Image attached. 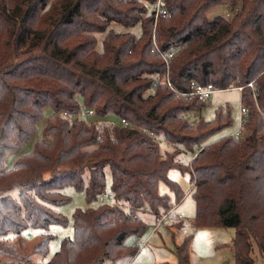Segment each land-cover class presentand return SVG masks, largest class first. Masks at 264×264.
<instances>
[{
  "label": "trees",
  "instance_id": "16d2710c",
  "mask_svg": "<svg viewBox=\"0 0 264 264\" xmlns=\"http://www.w3.org/2000/svg\"><path fill=\"white\" fill-rule=\"evenodd\" d=\"M141 1L0 0V261L30 264L48 254L50 228L69 224L52 208L70 201L68 186L84 192L89 206L73 213V238L47 264L132 260L139 248L126 239L148 228L140 213L171 210L159 184L176 204L185 196L172 169L191 176L195 229L234 228V264H254L253 244L264 258V0H164L171 17L158 20L145 4L156 0ZM222 3L234 16L210 21L207 13ZM112 23L141 24L142 33H118ZM171 53L167 65L162 54ZM167 67L172 88L163 82ZM194 84L244 86L240 138L203 146L232 126V110L189 123L185 114L205 106L182 96ZM82 107L128 126L100 134L94 124L62 117ZM29 142L32 149L6 169L8 154ZM184 153L193 154L190 166L178 160ZM105 192L113 200L99 204ZM32 231L38 240L27 251ZM191 245L188 236L176 247L177 264H191Z\"/></svg>",
  "mask_w": 264,
  "mask_h": 264
},
{
  "label": "rangeland",
  "instance_id": "374dc122",
  "mask_svg": "<svg viewBox=\"0 0 264 264\" xmlns=\"http://www.w3.org/2000/svg\"><path fill=\"white\" fill-rule=\"evenodd\" d=\"M141 1V0H140ZM144 3V1H141ZM150 8L148 3H145ZM234 12L226 3L214 6L208 13L207 18L213 21L217 18L231 19ZM110 29L118 33L131 32L139 37L142 33L141 24L133 27H125L120 24L112 23ZM99 44L98 48H102V40L104 34H97ZM229 106L232 110L233 124L213 136H211L203 146H208L221 141L223 138L235 135L241 126L242 121V102L241 92L236 89L216 91L212 97L205 102V106L201 111H192L185 114L186 119L192 125H196L201 119L211 121L215 117V111L219 107ZM52 114L50 108L44 110V119L46 120ZM41 135V124L38 126L37 136ZM32 143H27L21 152H11L6 158L5 167L11 169L14 165L15 159L20 153H28L32 149ZM165 150L166 147H163ZM171 151V150H170ZM196 152L197 149H196ZM192 153H184L179 157V162L190 166L192 161ZM169 178L177 182L182 191L184 198L176 204L175 195L165 183L159 184V193L163 196H169L174 212L167 217L161 219L162 215L169 211H162L159 216H156L150 211L140 213V217L148 224L146 232L141 237L129 236L126 239V244L131 246H138L139 251L132 260H126L122 264H159L169 263L177 264L178 258L176 255V247L180 245L183 240L192 236V245L190 252L191 264H234L235 250L233 248V239L236 230L234 228L214 227V228H198L195 229L191 222L196 215V203L192 197L193 185L191 183V176L189 173H183L178 169H172L169 172ZM111 186V177L107 174V190ZM65 194L70 198V201L63 205L53 206L52 208L65 216L69 224L67 227L52 226L50 232L53 234V239L49 244V251L45 257L35 255L30 264H47L55 253L60 250L61 242L64 238H73V213L77 209H84L89 206L85 193L76 190L72 186L64 189ZM97 204V202L95 203ZM182 222L183 225L175 228L174 224ZM27 235V233H26ZM38 240V235L27 236L26 248L27 251L32 249L33 244ZM252 258L254 264H264V258L259 253L258 248L253 244ZM0 264H11L4 259Z\"/></svg>",
  "mask_w": 264,
  "mask_h": 264
},
{
  "label": "built area",
  "instance_id": "2783aa9c",
  "mask_svg": "<svg viewBox=\"0 0 264 264\" xmlns=\"http://www.w3.org/2000/svg\"><path fill=\"white\" fill-rule=\"evenodd\" d=\"M151 13L155 15V18L158 20V18L160 17H164V18H170L171 15L169 13V11L167 10V8L165 7V2L164 0H156L155 3L151 6ZM157 48V46H156ZM162 58L164 60V62L168 65L169 64V60L173 58V54H162ZM163 82L167 83L171 88V84L169 81V73H168V67H167V74L165 75V77L163 78ZM159 84L158 81H156L154 83V88ZM249 87H253V84H249ZM236 89L240 92H242L244 90V86H239L236 84H231L228 89ZM219 91L217 90L213 85H207V86H203V85H196L194 84V89L192 92L189 93H183L182 96L185 97H191V96H198L199 99L202 102H206L207 100H209L212 95L216 92ZM248 114V109L245 106H242V121H241V126L239 131L233 135L232 137L235 139L240 138L243 133H244V118L247 116ZM62 117L70 120L71 122H74L76 120H82L83 122L87 123V124H94L97 126V129L99 131L100 134H102L106 129H112L113 127L117 126V125H122V126H128V122H126V120H114V119H110V118H101L97 115V113L95 112L94 109L92 108H87V107H82L81 111L79 112V114L77 115H70L68 113H63ZM113 197L109 192H105L103 193L99 199H98V203L99 204H107L112 202ZM174 209H171L167 214L162 215L161 219L162 221L167 219V217L169 215H171L172 212H174ZM30 235H35V232H31Z\"/></svg>",
  "mask_w": 264,
  "mask_h": 264
},
{
  "label": "crops",
  "instance_id": "0c3cea01",
  "mask_svg": "<svg viewBox=\"0 0 264 264\" xmlns=\"http://www.w3.org/2000/svg\"><path fill=\"white\" fill-rule=\"evenodd\" d=\"M192 159H193V157H192Z\"/></svg>",
  "mask_w": 264,
  "mask_h": 264
}]
</instances>
